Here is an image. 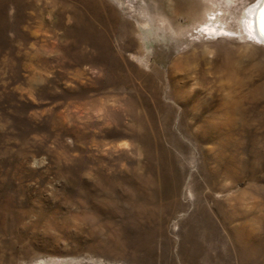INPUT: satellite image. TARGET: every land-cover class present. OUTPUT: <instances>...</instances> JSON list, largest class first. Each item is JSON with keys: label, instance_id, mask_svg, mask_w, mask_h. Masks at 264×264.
<instances>
[{"label": "rangeland", "instance_id": "374dc122", "mask_svg": "<svg viewBox=\"0 0 264 264\" xmlns=\"http://www.w3.org/2000/svg\"><path fill=\"white\" fill-rule=\"evenodd\" d=\"M259 1L0 0V264H264Z\"/></svg>", "mask_w": 264, "mask_h": 264}, {"label": "bare ground", "instance_id": "6f19581e", "mask_svg": "<svg viewBox=\"0 0 264 264\" xmlns=\"http://www.w3.org/2000/svg\"><path fill=\"white\" fill-rule=\"evenodd\" d=\"M193 6H196L194 3ZM249 25L258 40L264 42V0H260L257 5L252 7L248 12ZM208 31L219 33L214 25L208 28ZM223 32H226L225 30Z\"/></svg>", "mask_w": 264, "mask_h": 264}]
</instances>
